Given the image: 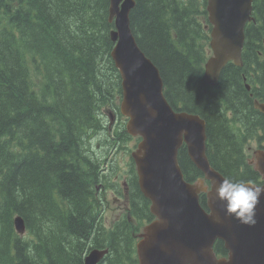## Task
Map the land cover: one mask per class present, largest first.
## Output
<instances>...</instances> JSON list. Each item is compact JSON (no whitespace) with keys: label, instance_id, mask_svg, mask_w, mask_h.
Returning a JSON list of instances; mask_svg holds the SVG:
<instances>
[{"label":"trees","instance_id":"trees-1","mask_svg":"<svg viewBox=\"0 0 264 264\" xmlns=\"http://www.w3.org/2000/svg\"><path fill=\"white\" fill-rule=\"evenodd\" d=\"M134 1L132 33L158 68L171 108L205 121L215 170L254 182L259 176L247 166L244 147L264 141V116L253 106V99L264 103V0L252 3L243 66L228 63L215 87L204 78L207 1ZM109 6V0H0V264H84L92 249L108 250L101 264H138L136 234L154 219L150 203L136 181L127 183L126 213L106 228L97 189L110 163L88 146L107 130L103 108L115 107L122 93L110 56ZM244 84L252 85L249 92ZM116 138L135 139L123 127ZM178 161L187 182L203 178L184 147ZM130 166L135 174L131 160ZM199 199L205 207V195ZM16 216L24 235L15 230ZM214 251L227 255L221 241Z\"/></svg>","mask_w":264,"mask_h":264},{"label":"water","instance_id":"water-1","mask_svg":"<svg viewBox=\"0 0 264 264\" xmlns=\"http://www.w3.org/2000/svg\"><path fill=\"white\" fill-rule=\"evenodd\" d=\"M109 2V21L114 22L110 56L121 78L120 111L127 118V133L140 138L131 158L139 189L155 217L138 235V264H264V195L253 226L225 214V204L216 198L215 189L227 178L207 158L205 121L196 114L174 111L166 100L160 72L141 51L131 30L135 1ZM252 2L207 0L213 52L205 64L208 85H216L228 62L242 66L244 28L253 20ZM254 107L264 114V104L254 101ZM182 147L203 178L184 179L178 161ZM254 155V170L264 180V149ZM201 193L205 207L200 204ZM14 226L18 234L25 232L21 217L14 219ZM216 241L223 243L226 256H216ZM107 253V249H93L84 264H99Z\"/></svg>","mask_w":264,"mask_h":264},{"label":"rangeland","instance_id":"rangeland-1","mask_svg":"<svg viewBox=\"0 0 264 264\" xmlns=\"http://www.w3.org/2000/svg\"><path fill=\"white\" fill-rule=\"evenodd\" d=\"M120 101L121 98L117 97L114 103L115 107H109L108 104L103 108V118L106 127L108 125V120H109L108 113L112 112L114 114L118 112L120 107ZM116 120L117 119H115V121ZM118 133H119V127L117 121L116 124L113 126L111 132H108V130L106 129L99 131L98 135H96L94 138L89 139V144H88L90 151L95 152V156H97L100 160L105 159L106 163H110V169L107 170L106 172V178H107L106 181L108 180L111 183L110 186L113 185L115 189H121L120 183H122L123 180H125L124 179L125 176L130 175V170H131L130 153L135 149V146L138 142L137 138L129 139L125 142L124 141L122 142L120 139L116 138ZM110 134H112V136ZM113 138L114 141H112ZM109 142L117 143V147H118V149L115 150V152L113 151L111 155L110 154L107 155L109 149H111V147L109 146L111 143ZM257 147H258L257 141L249 142L247 145H245L246 155L249 157V155L252 154V151ZM105 197L106 200L105 201L102 200L103 207L106 206L105 211H103V219L105 220L104 224L106 228H110L117 221L116 212L118 211L120 204H117V200H115V198L116 197L120 198V196L116 194L114 198V196L108 197L106 194Z\"/></svg>","mask_w":264,"mask_h":264},{"label":"clouds","instance_id":"clouds-1","mask_svg":"<svg viewBox=\"0 0 264 264\" xmlns=\"http://www.w3.org/2000/svg\"><path fill=\"white\" fill-rule=\"evenodd\" d=\"M215 194L217 199L224 202L226 215L234 216L241 224H256V207L264 195V187L251 182L223 179L216 187Z\"/></svg>","mask_w":264,"mask_h":264},{"label":"flooded vegetation","instance_id":"flooded-vegetation-1","mask_svg":"<svg viewBox=\"0 0 264 264\" xmlns=\"http://www.w3.org/2000/svg\"><path fill=\"white\" fill-rule=\"evenodd\" d=\"M243 66V65H242ZM241 66V67H242ZM224 69V68H223ZM222 69V70H223ZM222 72V71H221ZM221 74V73H220ZM248 76H253V74H248ZM219 77H220V75H219ZM243 79H244V81L247 79V77L244 75L243 76ZM218 81H219V78H218ZM218 81H217V83H216V85H214V86H212V87H215V86H217V84H218ZM247 84V83H246ZM245 84V88H246V90L249 92L250 91V89H251V87H252V85H246ZM252 95V94H251ZM256 101H258L259 103H261V101H259V100H257V99H255ZM261 104H264V103H261ZM253 106H254V101H253ZM255 108V107H254ZM256 109V108H255ZM261 115H263L264 116V114H262L258 109H256ZM114 116H115V118L112 116L111 117V120H112V118H114L113 119V121L110 123V125H109V127H108V131H111V128H112V125L114 126L115 124H116V122L118 121V127L120 126V113L119 112H116L115 114H114ZM115 119H117L116 121H115ZM115 122V123H114ZM251 141H257V143H258V147L256 148V149H254L253 151H252V154L251 155H249V157H247L246 158V163H247V166L253 171V172H256L255 170H254V162H255V155H254V153L256 152V151H259V150H263L264 149V141L263 140H260V139H258V138H254V139H252V140H250V141H248L247 143H246V145L249 143V142H251ZM117 144V143H116ZM109 152H110V149H109ZM111 153H112V151H111ZM106 170H103V173L105 172ZM257 173V172H256ZM258 174V173H257ZM258 178L254 181V182H251V183H255V184H260V183H262V180H261V177H260V175L258 174ZM125 179H126V181H132L133 183L136 181L135 180V177L133 176V174L130 172V175L129 176H125ZM125 180H123V182H122V189H115V188H112V187H109V188H105L106 186H109L110 185V182L108 183V182H106V183H104V185H100L98 188H100V189H97V193H99V194H101V198H102V200H105L106 199V197H105V195L107 194V196L108 197H111V196H114V198H115V195L116 194H118L119 196H120V198H115V200H117V204H120V207H119V209H118V211L116 212V216H117V219L123 214V209H125L127 206H128V202H129V189H128V186L126 187V182ZM136 184H137V186H138V183H137V181H136ZM117 190H119V192L117 193ZM122 206H124V207H122ZM105 209H106V207H105Z\"/></svg>","mask_w":264,"mask_h":264},{"label":"bare ground","instance_id":"bare-ground-1","mask_svg":"<svg viewBox=\"0 0 264 264\" xmlns=\"http://www.w3.org/2000/svg\"><path fill=\"white\" fill-rule=\"evenodd\" d=\"M245 85V84H244ZM264 143V142H263ZM264 147V146H263ZM95 191V190H94ZM94 198V197H93ZM145 202V201H144ZM148 202V201H147Z\"/></svg>","mask_w":264,"mask_h":264}]
</instances>
